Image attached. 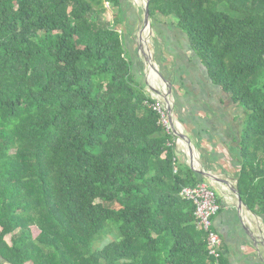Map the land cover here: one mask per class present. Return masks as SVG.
I'll return each mask as SVG.
<instances>
[{
    "label": "trees",
    "instance_id": "16d2710c",
    "mask_svg": "<svg viewBox=\"0 0 264 264\" xmlns=\"http://www.w3.org/2000/svg\"><path fill=\"white\" fill-rule=\"evenodd\" d=\"M121 6L0 0V264H230L181 194L204 180L177 167L133 75ZM149 13L174 18L245 109L238 188L264 216V0H150Z\"/></svg>",
    "mask_w": 264,
    "mask_h": 264
},
{
    "label": "crops",
    "instance_id": "0c3cea01",
    "mask_svg": "<svg viewBox=\"0 0 264 264\" xmlns=\"http://www.w3.org/2000/svg\"><path fill=\"white\" fill-rule=\"evenodd\" d=\"M121 2L118 28L124 35L133 63V75L148 95L164 106L157 92L163 94L165 86L150 74L154 72L147 66L138 44L145 2ZM114 14L115 10L108 7L106 18L113 20ZM150 21L152 32L147 33L150 55L154 66L172 87L171 121L178 132L192 141L194 149L192 157L187 142L174 134L176 165L184 172L188 168L204 170L229 181H211L195 171L205 182L213 185L219 195L222 211L214 220V228L223 240V254L229 263L264 264V246L258 247L251 235L254 233V237L259 238L256 241L264 243V216L256 215L247 206L243 210L249 229L246 228L232 189V185L238 187L244 161L241 143L247 121L245 109L211 80L189 37L177 27L174 18L157 14Z\"/></svg>",
    "mask_w": 264,
    "mask_h": 264
},
{
    "label": "built area",
    "instance_id": "2783aa9c",
    "mask_svg": "<svg viewBox=\"0 0 264 264\" xmlns=\"http://www.w3.org/2000/svg\"><path fill=\"white\" fill-rule=\"evenodd\" d=\"M153 109L160 115L161 122L169 131L170 127L164 108L156 102ZM181 194L184 199L194 203L197 227L208 235L209 255L219 259L223 254L224 243L220 235L214 230V220L222 209L216 189L213 185L203 181L195 187H184Z\"/></svg>",
    "mask_w": 264,
    "mask_h": 264
},
{
    "label": "water",
    "instance_id": "95a60500",
    "mask_svg": "<svg viewBox=\"0 0 264 264\" xmlns=\"http://www.w3.org/2000/svg\"><path fill=\"white\" fill-rule=\"evenodd\" d=\"M149 1L150 0H146V2H145L144 22H143L142 27L139 30V35H138V41L139 42H138V44L140 46L141 53L147 62V66L149 67V69L151 71L154 72V74H157L159 76V78L161 79L162 83L165 86V92L163 94H161L159 92H157V93L159 94V96L162 97V100L164 101L165 111L167 114H169L168 117L170 118V129H171L173 134L179 136L180 138H183L187 142V144L189 145L190 153H191L192 157H194V149H193V146L191 145L192 141L187 137V135H184L183 133L178 132L175 129V127L173 126V123L171 121V116L173 114L172 87H171L170 83L161 75L159 70H157V68L154 66L153 60H152L151 55H150V48H149L148 41H147V33L151 34V32H152L151 21H150L151 19H150V13H149ZM195 171L202 174L204 177L209 178L211 181L221 182V183H229L228 180L216 177L215 175H211L210 173H208L204 170H196L195 169ZM232 189H233L234 193L236 194V198L238 200V206L237 207L242 212V217L244 216L243 217L244 223L246 224V228H248L247 221H246V214H245V212H243L244 208H248V207L242 199V195L240 193L239 188L232 185ZM247 210L250 211L249 209H247ZM251 235L253 237L254 242H256V244H259V245H257L258 247L264 246V243H259L258 241H256L259 238L256 239L254 237V235H255L254 233ZM263 242H264V238H263Z\"/></svg>",
    "mask_w": 264,
    "mask_h": 264
},
{
    "label": "rangeland",
    "instance_id": "374dc122",
    "mask_svg": "<svg viewBox=\"0 0 264 264\" xmlns=\"http://www.w3.org/2000/svg\"><path fill=\"white\" fill-rule=\"evenodd\" d=\"M144 2H146V0H144ZM106 5L109 6V4H107V3H106ZM104 17L106 18L105 15H104ZM106 19H107V18H106ZM148 37H149V36H147V39H148ZM157 70H158V69H157ZM150 74H151L152 76L156 77L157 80L159 79L160 82L162 83L161 79L159 78V76H158L157 74H154V73H152V72H150ZM161 75H162V74H161ZM162 76H163V75H162ZM163 77H164V76H163ZM262 81L264 82V78H263ZM162 85H164V84L162 83ZM161 106H162V105H161ZM162 107H163L164 110H165V107H164V106H162ZM165 112H166V111H165ZM166 117H167L168 124H169V127H170L169 117H168L167 113H166ZM33 230H34V235L37 236V235L39 234V231H38L36 228H34ZM0 231H1V229H0ZM113 234H114V233H113ZM115 239H116V238H115V235H111L110 237L106 238L104 241H102V242L100 243V248L103 247L104 245H106L108 242H111V240L113 241V240H115ZM96 247H98V244H96Z\"/></svg>",
    "mask_w": 264,
    "mask_h": 264
}]
</instances>
